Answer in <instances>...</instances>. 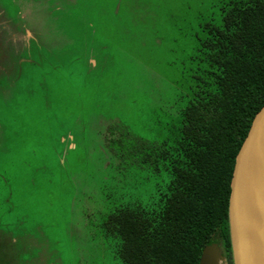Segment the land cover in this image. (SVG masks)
<instances>
[{
    "label": "rangeland",
    "instance_id": "1",
    "mask_svg": "<svg viewBox=\"0 0 264 264\" xmlns=\"http://www.w3.org/2000/svg\"><path fill=\"white\" fill-rule=\"evenodd\" d=\"M227 0H0V264H124L107 232L166 184L156 156ZM14 34V38H12ZM161 168V170H160Z\"/></svg>",
    "mask_w": 264,
    "mask_h": 264
},
{
    "label": "trees",
    "instance_id": "2",
    "mask_svg": "<svg viewBox=\"0 0 264 264\" xmlns=\"http://www.w3.org/2000/svg\"><path fill=\"white\" fill-rule=\"evenodd\" d=\"M220 11L199 40L192 97L177 135L156 156L146 155L166 173L158 207L147 213L124 207L107 222L124 264H198L214 241L228 264L231 259L235 155L264 104V0H227Z\"/></svg>",
    "mask_w": 264,
    "mask_h": 264
},
{
    "label": "water",
    "instance_id": "3",
    "mask_svg": "<svg viewBox=\"0 0 264 264\" xmlns=\"http://www.w3.org/2000/svg\"><path fill=\"white\" fill-rule=\"evenodd\" d=\"M228 228L233 264H264V104L235 155ZM222 258L214 241L203 247L198 264H221Z\"/></svg>",
    "mask_w": 264,
    "mask_h": 264
},
{
    "label": "flooded vegetation",
    "instance_id": "4",
    "mask_svg": "<svg viewBox=\"0 0 264 264\" xmlns=\"http://www.w3.org/2000/svg\"><path fill=\"white\" fill-rule=\"evenodd\" d=\"M3 36L5 37V33H4V31H2L1 29H0V40L3 42V39H1V37L3 38ZM12 38H14V34H12ZM21 49V55L22 56H19L18 58H17V67H16V69H15V73L14 74H12V75H7V73L6 72H4V73H2V72H0V93H1V91L3 90V85L5 84V82H7V81H10V82H12V81H15V80H18V78L19 77H22L23 76V74H24V72H23V68H24V66L25 65H27V64H29L30 66H31V64L32 65H34V64H36L34 61H35V59L33 58V51L31 52V50H30V48H27V54H28V57L29 58H27V59H25L24 57H23V54H24V52H23V47L22 48H20ZM31 63V64H30ZM221 253H222V256H223V258H224V254H223V251H222V249H221ZM222 258V259H223ZM221 259V260H222ZM231 262V263H230ZM221 264H228L227 263V261H226V259L224 258L222 261H221ZM229 264H233V262H232V257H231V259L229 260Z\"/></svg>",
    "mask_w": 264,
    "mask_h": 264
}]
</instances>
